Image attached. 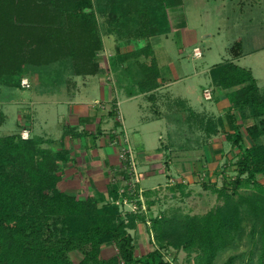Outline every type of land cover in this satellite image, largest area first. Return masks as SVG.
Returning <instances> with one entry per match:
<instances>
[{
  "label": "trees",
  "instance_id": "obj_1",
  "mask_svg": "<svg viewBox=\"0 0 264 264\" xmlns=\"http://www.w3.org/2000/svg\"><path fill=\"white\" fill-rule=\"evenodd\" d=\"M98 1L100 15L108 18V34L118 36L119 45L123 40L132 45L141 39L168 36L172 32L169 12L183 6V0ZM71 2L67 10L60 5L56 15L52 7L35 0H0V79L9 77L20 87L30 67L59 65L65 59L72 61L78 77L104 74L99 59L104 42L94 0ZM242 47L237 42L230 50L233 60L210 70L213 85L230 103L225 121L196 114L185 101L174 102L185 112L189 128L208 138L220 134L225 124L229 128L226 139L239 150L235 177H225L222 188L205 185L223 200L222 206L205 215L173 213L148 218L142 211L139 189L129 194L122 180L111 181L107 193L79 198L61 188V167L74 160L68 148L56 150L54 141L43 137H2L0 264H171L164 254L171 249L195 256L194 264H216L221 252L235 248L245 222L251 223V235L261 244L263 264L264 93L253 73L234 62L242 57ZM110 64L119 83L125 74L135 83L138 95L155 98L161 72L151 42L125 54L117 48ZM115 111L109 113L113 118ZM4 121L0 112V126ZM125 174L121 172L126 179ZM254 186L258 193H242ZM123 197L136 198L138 210L123 213L125 206L118 204ZM154 204L147 201L149 208ZM139 223L150 224L155 247L141 257L136 255L135 238L130 233ZM108 248L116 251L106 259L103 252ZM74 251L83 256L78 263L70 256ZM234 262L232 256L225 264Z\"/></svg>",
  "mask_w": 264,
  "mask_h": 264
},
{
  "label": "rangeland",
  "instance_id": "obj_2",
  "mask_svg": "<svg viewBox=\"0 0 264 264\" xmlns=\"http://www.w3.org/2000/svg\"><path fill=\"white\" fill-rule=\"evenodd\" d=\"M35 1L49 5L56 15L59 13L60 5H63L65 10L72 6L71 0ZM94 5L104 42V50L99 53L100 66L104 74L91 78L78 77L73 72L72 61L65 59L59 65L40 69L30 67L28 75L24 78L29 80L30 89H23L22 82L19 87L12 84L9 77H2L0 79V112H4L6 119L0 126V138L22 135L24 130H28L31 137L53 140L56 150L68 148L73 157L75 153L81 152L80 148L86 152L85 143L90 145L95 141V137L98 140L96 147L103 140L109 145L110 142L114 144L118 140L116 144L119 143L123 147L119 144H117L118 147L116 146L122 149L121 169L126 172V179L120 173L114 178L117 182L124 181V185L131 189L129 194L139 189V194L142 195L140 200L144 203L142 211L148 218L173 213L190 216L205 215L210 210L222 206L223 200H218L217 194L211 189L207 190L205 185L222 188L225 176L235 177L233 167L237 160H230L231 152L227 147L224 151L225 157L218 161L220 168L215 171V164L219 159L216 157L219 155V147L215 151L208 148L207 157L196 156L199 151L193 153L192 149H197V145L202 140L201 134L189 128L184 121L185 112L176 107V102L174 104L172 99L187 100V89L190 86L195 87L202 96L203 88L212 85L209 81V70L225 61L233 60L230 50L237 42L242 43L244 55L236 63L242 68L253 70L264 92V50L253 53L255 49L264 46V0H183L182 11L186 25L181 26L180 31L168 35V38L161 36L149 40L141 39L136 42L137 44L132 45L126 44L125 40L119 45L116 40L118 36L108 34V18L100 15L98 0H94ZM133 26L136 27L134 24ZM149 42L152 43L162 78L168 84L170 83L167 89H164L166 100H159L157 103L161 105L160 107H153L149 105V102H142V98L137 96L135 83L126 78L127 75L124 74L119 83V80L115 79L110 64L116 55L117 48L125 54L132 52L137 46L145 47ZM195 48L200 49L202 58H194ZM99 81L107 84L113 93L116 91L115 101L118 106L115 112L119 113L116 119L118 126L111 121L110 125L105 127L97 125L95 129L88 126L87 122L85 124H82L80 120L71 122L73 113H71L69 98H75L79 92H82V98L79 97V101H88L91 110L103 112L100 89L95 91L96 86L100 87ZM131 93L136 96L134 99H128ZM212 94L214 96L217 91L214 93L212 91ZM95 100L99 101L95 102ZM141 105L145 110L141 108ZM213 106L214 113L219 115L218 108L215 104ZM195 107L200 108L199 105ZM114 110L109 108L107 111ZM157 116H161V119L156 120ZM64 133L67 135L63 138ZM198 135L201 137L199 141L195 140ZM219 144L221 142L215 145ZM45 147H49L48 144ZM126 151H131L133 154L136 165L133 164L132 171L125 158H122ZM209 162H212L213 171L207 170ZM71 166L68 163L61 167V188L79 198L98 195L100 192L87 194L84 181L81 184L82 196H78L79 193L66 186L67 175L64 172ZM115 179L112 181L114 182ZM179 186L183 188H178ZM242 193L252 195L258 193V190L254 186ZM133 201V204L123 208V213L133 211L136 205L138 206L136 198ZM147 201L155 204L149 208ZM149 229L150 224L139 223L135 230L130 231L135 238L138 257L155 248L153 234ZM260 249L261 244L258 239L251 235V223L245 222L235 248L221 252L216 264H225L232 256L235 257L234 264H261ZM115 251L114 248L105 249L104 258L111 257ZM164 254L165 260L170 261L171 264L195 263V256L189 257L182 250L171 249ZM70 256L75 263L83 259L78 251L72 252Z\"/></svg>",
  "mask_w": 264,
  "mask_h": 264
},
{
  "label": "crops",
  "instance_id": "obj_3",
  "mask_svg": "<svg viewBox=\"0 0 264 264\" xmlns=\"http://www.w3.org/2000/svg\"><path fill=\"white\" fill-rule=\"evenodd\" d=\"M182 8L183 7L176 8V9L170 10V12H169L170 23L172 26V32L169 35H171L172 33H175L176 31H180V28H182L183 25L186 23L185 15L182 11ZM181 11H182V13H181ZM166 38H168V36H166ZM262 50H264V46H261L259 49H255L253 51V53L260 52ZM240 58H242V57H240ZM239 59L234 60V62L236 63ZM245 69L250 70L253 73V70L251 68H245ZM210 70H209V78H210L209 81L212 85L210 87L203 88L202 96L199 95V92L195 87L190 86L187 89V94H188L187 100L181 99V98H174V99H172V102L174 103V102L180 101V100L185 101L187 103V106L191 110H193V112H195L196 114H203L205 116L213 117L216 119L221 117L225 121V115L230 108V103H229V100L226 98L225 93L216 89L215 86L213 85L212 80H211V76H210ZM88 78H91V77H88ZM159 82H160V88L154 92L155 98L153 100H150V98H149L150 94L137 95V96L142 98V102L143 101L149 102V105L151 104V106H153V107H160L161 106L157 103L159 100L160 101L166 100V96L164 94V89L166 90L167 87L170 85V83L168 84V82H166L162 78V76H161V79L159 80ZM257 83H258V81H257ZM99 84H100L99 85L100 87L98 88V86H96L95 91H98V89H100V94H101V99H102L101 101L103 102V109H104L103 112L91 110L90 106L88 105V101L87 102L84 100L79 101L80 100L79 97H81V93H82V92H79L75 98H73V97L69 98V99H71L69 101L71 113H73L71 115V118H70L71 122L72 121L73 122H79L80 119H86L87 123L89 124L88 126H91L95 129H96L97 125H99L101 127H103V126L105 127V125H110L111 121H113L115 123L117 122L116 119H117L118 115H116V117L113 118L109 115L110 111H107V110H109V108H114L115 110H117L118 105H116L114 103V101L116 100V97H115L116 91L113 93V90L107 84H105L102 81H99ZM258 86H259V84H258ZM85 88H87V87H85ZM259 88H260L261 92L264 93L260 86H259ZM212 91H213V93L217 91V94H215L213 96ZM95 93H97V92H95ZM207 93L210 94V98H207V96H208ZM135 97L136 96H133V97H130L128 99H134ZM163 98H165V99H163ZM98 101L99 100H95V102H98ZM205 102H207V104H205ZM213 104H215L216 108H218L219 115L214 113ZM197 105H199L200 108L197 109L195 107ZM141 108L145 110L144 106H142V105H141ZM158 112H161V111H158ZM2 113L6 119V115L4 114V112H2ZM117 114H119V113H117ZM157 119H161V116H158ZM118 120H119V118H118ZM228 131H229V128H228L227 124H225V129L221 132V134L223 133L222 135L218 134L216 136H212L211 138H208L206 135H204L203 133L200 132L202 140L199 139V138H201L200 135H198L195 139L198 141L201 140L200 142L202 143L201 145L200 144L197 145L198 150L192 149L193 153H196L197 151H199L196 154V156L200 155V157L202 156L204 158V157H207L206 154L208 155V150H209L208 148H210V150L212 149L214 151L218 147L220 148V151L218 153L219 155H216V157H219V159L217 160V162L215 164L216 165L215 171H217V169L220 168L218 161H221L223 159V157H225L226 152L224 154V151L227 147L230 148L229 151L231 152V157H230L231 159L230 160H237L238 156H239V150L234 149L232 147V145L226 139V133ZM114 132H116V130H114ZM219 135H221V137H219ZM222 139L224 140L223 142H222ZM104 141L105 140L101 141V144L98 147H96V142H98V140H96V139H95V141L91 142L90 145L85 143L86 152L82 151L83 148H80L81 152L75 153V156H74L75 158L72 156L74 159L73 163H70L72 166L69 167L68 169H66L64 172L67 175L66 186H68V188L76 191L77 194L79 193L78 196H82L80 194V192L82 191V185L81 184L83 181L85 182V185H86L87 194H90L91 192L105 193L107 191L108 185L111 183L112 180L115 179L114 177H117L116 175L119 173L121 174V172H122V169H121L122 162L120 160V152L122 149L120 147L117 148L118 147L117 144H119V143L116 144V142L118 140L114 144H112L110 142V145L104 143ZM263 141H264V139H263ZM217 142H221V144L215 145ZM227 143H229V145H227ZM186 157H189V156H186ZM77 160H79V161L77 162ZM186 166H188V164H186ZM211 166H212V162H209L207 165V168H208L207 170L213 171ZM233 170H234V174H236L235 173V170H236L235 166L233 167ZM64 175H63V178H64ZM225 177H224V179H225ZM115 181H116V179H115ZM261 183L264 184L263 179L261 180ZM70 189H68V190H70ZM74 191H72V192H74Z\"/></svg>",
  "mask_w": 264,
  "mask_h": 264
},
{
  "label": "built area",
  "instance_id": "obj_4",
  "mask_svg": "<svg viewBox=\"0 0 264 264\" xmlns=\"http://www.w3.org/2000/svg\"><path fill=\"white\" fill-rule=\"evenodd\" d=\"M193 56H194V58L195 59H200V58H202L203 57V54H202V52L200 51V49L199 48H195L194 50H193ZM30 87H31V85H30V82H29V80L28 79H23L22 80V88L23 89H30ZM208 94V96H207V98H210V94L209 93H207ZM22 139H24V140H28V139H30V137H31V135H30V131H28V130H24L23 132H22ZM122 158H125V161H126V163H127V165H129V169L132 171V166H133V164L134 165H136L135 163H134V158H133V154H132V152L130 151H126L123 155H122ZM136 169V168H135ZM138 176V182H139V179H140V176H139V174L137 175ZM131 190V189H130ZM130 190L128 189V191L127 192H130ZM132 192V191H131ZM134 193H136V190H135V192ZM134 193H132V194H134ZM121 194H125V190H122L121 191ZM133 200L132 201H130L128 198H126V197H123V200H121L120 202H118V204L119 205H123V206H128V205H130V204H133ZM136 209L138 210V206L136 205V207H135V209L132 211V212H136Z\"/></svg>",
  "mask_w": 264,
  "mask_h": 264
}]
</instances>
